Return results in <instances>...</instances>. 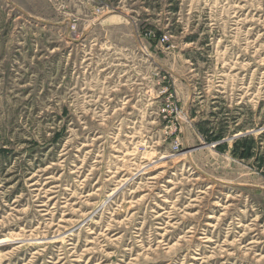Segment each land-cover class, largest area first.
Segmentation results:
<instances>
[{
  "label": "rangeland",
  "instance_id": "rangeland-1",
  "mask_svg": "<svg viewBox=\"0 0 264 264\" xmlns=\"http://www.w3.org/2000/svg\"><path fill=\"white\" fill-rule=\"evenodd\" d=\"M0 264H264V0H0Z\"/></svg>",
  "mask_w": 264,
  "mask_h": 264
}]
</instances>
